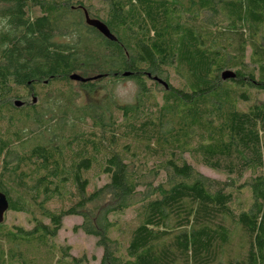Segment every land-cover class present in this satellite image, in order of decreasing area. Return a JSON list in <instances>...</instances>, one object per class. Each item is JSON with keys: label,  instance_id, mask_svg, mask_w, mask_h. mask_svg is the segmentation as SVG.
Returning <instances> with one entry per match:
<instances>
[{"label": "trees", "instance_id": "1", "mask_svg": "<svg viewBox=\"0 0 264 264\" xmlns=\"http://www.w3.org/2000/svg\"><path fill=\"white\" fill-rule=\"evenodd\" d=\"M94 1L0 0V193L39 215L0 235L45 247L80 217L100 264H264V0Z\"/></svg>", "mask_w": 264, "mask_h": 264}, {"label": "rangeland", "instance_id": "2", "mask_svg": "<svg viewBox=\"0 0 264 264\" xmlns=\"http://www.w3.org/2000/svg\"><path fill=\"white\" fill-rule=\"evenodd\" d=\"M96 7L100 4L98 0L94 1ZM174 86H179L177 79H172ZM77 92H83L80 87H76ZM137 86L134 81L127 80L121 81L114 87L115 99L122 105L133 104L137 95ZM106 92H97L95 95L85 97V94L79 99L82 104H87L88 102L99 103L100 100L105 98ZM161 95H159L160 97ZM193 163V161H192ZM194 166L202 172L204 175L218 179L226 180L227 176L215 172L211 169L203 167L201 165L193 163ZM105 179L99 180V185H102ZM53 207H59L60 205H52ZM31 214L15 213L8 211L5 215V226L6 229L13 227H21L25 231H30L35 227L34 218L38 217L37 210L31 206ZM135 212L129 211L124 215H121L123 220L133 219ZM229 222V221H228ZM82 224V219L80 217H67L63 220V228L59 232L57 238L50 242L49 246H43L39 242H13L11 239L4 235H0V251L1 256L7 261L6 264H21V260L27 264H70V258L81 259L80 264H100L103 257L102 248L98 247L97 239L91 236H87L82 231L76 232V227ZM5 229V231H6ZM2 233V234H3ZM231 242L229 246L225 248V256L227 258L233 257L238 258L242 253V232L241 230L232 225L231 226ZM64 250L69 253L70 258L65 259ZM20 256L19 260L16 259ZM61 261V262H60Z\"/></svg>", "mask_w": 264, "mask_h": 264}, {"label": "water", "instance_id": "3", "mask_svg": "<svg viewBox=\"0 0 264 264\" xmlns=\"http://www.w3.org/2000/svg\"><path fill=\"white\" fill-rule=\"evenodd\" d=\"M86 22L89 26L94 27L95 29H97L106 39L110 40V41H116L115 36L110 32L109 28L102 22L98 21V20H93L90 19L88 13H86ZM125 77L130 76L129 73H126L124 75ZM235 73L231 72V71H226L223 73L222 75V79L223 80H230V79H234L235 78ZM101 78V76H97V77H93V78H88V79H84L79 75H72L71 76V80L73 81H77V82H81V83H86L88 81H92V80H97ZM157 81H159L162 85H164L166 88H168L167 84H165L164 82L156 79ZM37 102V99L34 98V103ZM16 105L18 107H21L23 105V103L21 101L16 102ZM9 210V202L7 200V197L0 193V224L2 222H4L5 219V215Z\"/></svg>", "mask_w": 264, "mask_h": 264}]
</instances>
